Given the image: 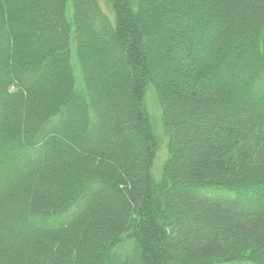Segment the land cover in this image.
<instances>
[{"label": "trees", "instance_id": "obj_1", "mask_svg": "<svg viewBox=\"0 0 264 264\" xmlns=\"http://www.w3.org/2000/svg\"><path fill=\"white\" fill-rule=\"evenodd\" d=\"M0 264H264V0H0Z\"/></svg>", "mask_w": 264, "mask_h": 264}, {"label": "rangeland", "instance_id": "obj_2", "mask_svg": "<svg viewBox=\"0 0 264 264\" xmlns=\"http://www.w3.org/2000/svg\"><path fill=\"white\" fill-rule=\"evenodd\" d=\"M102 6L105 9L104 3H102ZM145 102L149 129L155 138V153L152 156L151 173L155 179H158L161 167L166 160V137L161 125L160 108L152 90H147Z\"/></svg>", "mask_w": 264, "mask_h": 264}]
</instances>
